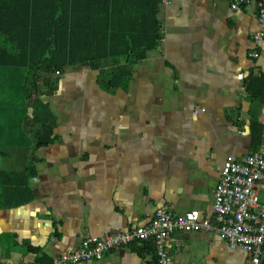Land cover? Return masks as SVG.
<instances>
[{"label": "crops", "instance_id": "obj_1", "mask_svg": "<svg viewBox=\"0 0 264 264\" xmlns=\"http://www.w3.org/2000/svg\"><path fill=\"white\" fill-rule=\"evenodd\" d=\"M131 1L136 9L152 2ZM157 19L159 43L131 64L105 58L23 80L16 58L0 50V171L33 169L22 194L8 176L1 186L27 200L0 206V264H53L86 235L147 225L159 208L212 217L226 157L264 145V88L262 99L246 89L264 78V39L253 41L256 5L160 0ZM123 66L124 82L107 88ZM253 123L263 126L257 147ZM155 258L152 244H133L74 264ZM168 264L252 263L215 230H190L171 235Z\"/></svg>", "mask_w": 264, "mask_h": 264}, {"label": "trees", "instance_id": "obj_2", "mask_svg": "<svg viewBox=\"0 0 264 264\" xmlns=\"http://www.w3.org/2000/svg\"><path fill=\"white\" fill-rule=\"evenodd\" d=\"M159 1L152 0L146 8L136 9L129 5L131 0H0V50L16 58L23 80L30 71L55 72L65 65L105 58H112L116 65L122 58L131 64L142 59L161 39ZM124 69L123 66L113 71L105 86L123 83L127 73ZM256 80L261 81L257 87L252 85ZM263 88L262 77L246 83L248 94L255 98H263ZM46 122L40 127L50 133L52 124ZM251 128L257 147L263 139V126L253 123ZM27 169L28 172L16 175L11 170L0 171V206L27 200L1 189L8 185V176V180L19 182L22 194L33 173L32 167L24 170ZM11 194L14 197L10 198Z\"/></svg>", "mask_w": 264, "mask_h": 264}, {"label": "built area", "instance_id": "obj_3", "mask_svg": "<svg viewBox=\"0 0 264 264\" xmlns=\"http://www.w3.org/2000/svg\"><path fill=\"white\" fill-rule=\"evenodd\" d=\"M229 2L231 9L251 3L256 5L261 28L254 34L253 41L263 40L264 0ZM252 56L257 57L258 53L253 52ZM238 77L241 79L242 74ZM190 230H215L231 249L246 252L252 264H264V145L240 158L232 154L226 157L213 189L212 217L200 216L197 210L173 214L166 208H159L147 225L100 238L86 235L77 247L56 255L53 264L98 260L110 250L146 243L154 247V264H168L171 235Z\"/></svg>", "mask_w": 264, "mask_h": 264}]
</instances>
